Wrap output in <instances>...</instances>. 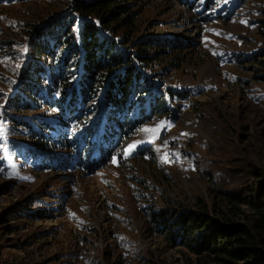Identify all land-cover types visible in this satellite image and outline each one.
<instances>
[{"label":"rangeland","instance_id":"obj_1","mask_svg":"<svg viewBox=\"0 0 264 264\" xmlns=\"http://www.w3.org/2000/svg\"><path fill=\"white\" fill-rule=\"evenodd\" d=\"M65 4L66 0L0 3V215L25 201L33 208L56 209L45 219H25L17 233L3 236L0 264L25 256L67 264H113L118 257L137 264L142 256L159 264H191L194 255L181 246L169 247L162 234L151 229L143 210L149 203L142 193L174 209L198 201L212 205L218 201L212 187H221L213 177L219 179L223 173L231 179L225 186L236 187L252 166L264 170V80L261 64L252 62L253 57L263 59L259 32L264 0H214L212 16H199L195 3L146 0L140 9V34L159 32L188 42L180 68L164 71L160 81L164 89L188 95L184 100L177 97L170 113L145 122L120 160L89 171L80 166L48 168L29 155L23 147L35 149L36 144L7 110L30 54L29 30ZM8 41L12 46L4 43ZM147 148L163 177L140 172L150 185L140 189L131 176L138 173L139 163L129 158Z\"/></svg>","mask_w":264,"mask_h":264},{"label":"trees","instance_id":"obj_2","mask_svg":"<svg viewBox=\"0 0 264 264\" xmlns=\"http://www.w3.org/2000/svg\"><path fill=\"white\" fill-rule=\"evenodd\" d=\"M13 1L25 0L0 3ZM182 2L195 3L201 9L199 16L214 15V0ZM144 3L66 0L63 8L29 30L30 54L8 98L7 110L13 113L14 123L29 132L37 148L22 147L48 168L74 170L80 166L89 171L120 160L145 122L170 113L177 97H187V91L164 89L160 81L164 71L180 68L188 42L159 32L140 34ZM262 24L259 33L264 39ZM4 43L12 46L10 41ZM261 53L263 59L253 57L252 62L261 64L264 80V50ZM154 157L147 148L129 158L139 163L138 173L131 176L140 189L150 186L140 172L163 177ZM243 177L236 187L225 186L231 179L223 173L219 179L211 177L215 184L221 182V187H212L218 199L212 205L198 201L174 209L142 193L149 203L143 210L151 229L161 233L169 247L181 246L194 255L191 264H264V170L252 166ZM33 205L19 202L0 215V240L22 229L25 219H45L56 210ZM137 260V264H159L143 256ZM11 264L67 262L25 256ZM113 264L126 263L118 257Z\"/></svg>","mask_w":264,"mask_h":264},{"label":"snow or ice","instance_id":"obj_3","mask_svg":"<svg viewBox=\"0 0 264 264\" xmlns=\"http://www.w3.org/2000/svg\"><path fill=\"white\" fill-rule=\"evenodd\" d=\"M134 147H135V145L130 146L129 151H130L132 148H134ZM114 162H115V161H114Z\"/></svg>","mask_w":264,"mask_h":264}]
</instances>
